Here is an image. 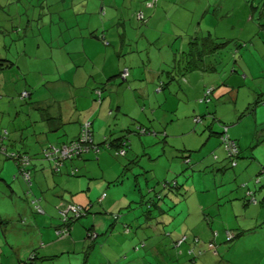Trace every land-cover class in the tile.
<instances>
[{"label": "crops", "instance_id": "obj_1", "mask_svg": "<svg viewBox=\"0 0 264 264\" xmlns=\"http://www.w3.org/2000/svg\"><path fill=\"white\" fill-rule=\"evenodd\" d=\"M146 1L135 0L126 8L125 15H114L120 6L118 0H0V48L4 49L0 59L13 64L0 69V99H7L0 104V182L8 184L7 195L0 188V199L14 203L13 215H0V231L8 244L10 234L21 232V223L30 225L32 240L40 246L31 243L27 252L38 254L40 249L38 255L45 258L42 262L121 264L116 255L109 257L102 252L104 241L100 246L92 245L88 231L105 229L111 220L108 212H115L123 198L134 193V189L128 193L130 188L144 192L155 180L184 172L185 166L174 150L200 148L201 155L193 157V163L200 165L206 163L205 154L222 153L217 139L209 134L210 128L219 130L215 123L225 120L228 111L237 106L242 78L228 72L230 66L221 62V51L214 57L203 55L201 60L194 56L195 63L200 65L191 70L181 69L187 60L182 54L190 49L188 42L192 36L207 32L217 36L207 25L213 22L224 28L223 18L208 19L202 0H154V6L150 2L148 8ZM242 12L240 4V15ZM240 22L242 32L254 36L258 33L246 20ZM113 26L115 34L110 33ZM252 48L251 57L260 62L264 43L255 38ZM223 53L226 55L227 51ZM124 70L126 75L122 77ZM205 88H213L206 104L199 101ZM242 97L244 110L248 109L247 114L261 123L254 128L252 141L243 135L250 132L245 125L237 140L231 137L242 151L234 172L229 176L210 174L198 178L195 185L204 191L187 199V205L193 209L192 217L189 215V223L179 229L193 234L211 224L216 225L219 236L225 228H258L260 232L242 237L232 253L219 251L224 264H247L248 258L252 264H264V206H245L239 188L246 184L255 190L254 180L264 169L254 155L255 148L264 149V105L249 110L253 96L245 90ZM222 102L234 106L219 110L216 105ZM196 116L203 117L201 123H193ZM239 116H234L232 122L235 133L236 125H243ZM82 124L90 127L93 142L100 145L99 152L65 162L60 172L54 173L51 164L41 160V151L74 140ZM139 128L146 130V134L138 135ZM148 134L150 137L142 138ZM123 138L129 146L125 156H114V145L107 150L102 146L104 141L114 144ZM176 138H181L177 146L170 143ZM155 142L157 149L151 150ZM11 153L33 158L30 192L16 176L14 162L4 155ZM140 156L148 174L133 182L122 173L123 165ZM73 168L78 177L69 176ZM135 171L134 168L132 172ZM256 189L254 195L258 200L260 190ZM134 195H138L137 191ZM33 198H40L44 214L36 215L30 209L28 202ZM63 202L90 206L92 213L103 215L97 217L96 213L93 219L89 217L73 225L69 235L59 237L55 233L59 220L56 224V220L48 219L57 215L56 207ZM202 209L204 216L200 220L197 212ZM121 237L113 236L115 246ZM128 251L125 248L123 254L129 255ZM72 254L76 257L72 258ZM7 257L0 242V264H7ZM13 260L19 263L22 259Z\"/></svg>", "mask_w": 264, "mask_h": 264}, {"label": "trees", "instance_id": "obj_2", "mask_svg": "<svg viewBox=\"0 0 264 264\" xmlns=\"http://www.w3.org/2000/svg\"><path fill=\"white\" fill-rule=\"evenodd\" d=\"M144 2L146 0H143ZM149 2V3H147ZM150 2L155 4L154 0L146 1L145 6L147 7ZM148 8V7H147ZM153 8V7H152ZM252 13L251 16L247 19L253 23L255 26L256 37L264 43V7L262 12L259 14L258 22L255 24L253 22L255 15V8L251 6ZM240 13V10H239ZM211 16H214L211 15ZM218 16V15H217ZM215 16L216 20L222 19L220 16ZM246 19V21H247ZM240 21V17H237V24ZM259 29V30H258ZM262 33V35H260ZM188 42V47L190 48L184 52L183 57H187L185 61V66L181 69L186 71L188 69H195L198 63H195V58L211 54L213 57L216 53L220 52L221 47H223L226 42L218 41V37H213L209 32L202 35L192 36ZM244 47L242 52L239 53L237 50L231 53L232 58L235 59L233 62L234 66L231 67V72L233 74H238L241 78V88L249 92L253 96L251 101L250 109L254 108L258 104L264 105V49H262L260 62L258 59H253L250 53L253 51L252 43H243ZM243 59H242V58ZM191 64L195 66H191ZM12 62L8 60H0V69L8 68L12 66ZM213 88H205L202 92L199 101L201 103H207L210 100V95ZM207 90H210V94L204 97ZM98 98L100 101L101 93L100 91ZM25 93V92H24ZM21 94L23 99L25 96ZM26 94V93H25ZM204 98V99H203ZM202 100V101H201ZM212 117V116H210ZM213 118V117H212ZM195 119V120H194ZM192 119L194 124L201 123L203 117L196 116ZM214 121V119H213ZM219 130L212 131L210 126V135L217 139L219 146L221 148V154L211 152L205 154L207 158L204 165L193 163V157H197L198 154L201 155L200 148L197 149H177L174 150L177 157L182 160L183 165L185 166L184 172L174 175L171 178H165L164 180H155L151 188H144V192H139L138 188H130L128 193H134L137 191V196L133 194L127 195L121 201V205L116 208L115 212H108L110 216V221L107 222V226L103 231H88V237L93 242L92 245L100 246V243L107 240L108 238H113L114 235H121L123 241L118 247V252L116 258L122 264L124 261H127L129 264H224L225 261L221 260V255L218 242L221 240L220 235L225 233L227 236V242H233L236 244L242 237H247L251 233L260 232V229L248 230L243 228H225L221 234H217L215 231V226L211 227V224H206L203 228H198L193 234H186L185 231H181L179 228L182 224H188L190 217H192L193 209L190 208L189 204L187 205V199L191 195H198L202 193L203 190H199V187H196L198 178H202L205 175H218L219 176H229L231 172L235 170L237 162L242 159L241 148L239 147L236 140H233L229 137L227 132V126L221 122L215 123ZM138 135L146 134V130L139 128L137 131ZM120 140L114 144L108 141H104L102 146L106 149H110L113 145V154L117 156L116 153L120 150H123V155L125 156L126 150L129 147L128 141ZM166 141V140H165ZM163 143V141H161ZM124 144V145H123ZM166 145V144H165ZM49 146V145H48ZM78 148L77 153H70L66 157H61L59 154L53 157L49 156L48 150L52 148ZM100 150V145L93 142L92 133L90 127H86L85 124H82L77 137L65 144H60V146H50L45 148L40 153V158L42 161H46L51 164V169L54 173H59L62 169L65 162H70L82 158V156L89 153H98ZM204 151V150H203ZM204 153V152H203ZM46 154H48L46 156ZM9 160L14 162L16 168V176L23 180L28 188L32 185L31 179V165L33 158L22 154H4ZM46 156V157H45ZM204 156V155H202ZM52 157V158H51ZM118 157H120L118 155ZM142 157L135 158L133 160H127V163L123 165L122 173L126 174L125 176L129 180H140L142 176L148 174V168L141 165ZM192 162V163H191ZM134 168L136 169L135 172ZM264 170V169H262ZM262 170L260 173H262ZM171 175V172H167ZM260 173L255 178V188L260 190V198L257 200L254 193L256 192L253 189L250 190L249 186L242 184L239 188H243L244 195L241 200L244 202L245 206H250L251 204L264 206V183H261ZM69 176L78 177L77 169L73 168L69 172ZM214 176V178H216ZM119 182H123L120 180ZM187 182H191L190 185H187ZM196 182V183H195ZM6 183V182H5ZM132 183V182H131ZM8 185V184H5ZM254 185V184H253ZM191 188V191L189 190ZM194 189L195 191H193ZM233 190V189H229ZM233 192V191H232ZM256 198V199H255ZM40 198H33L28 202L30 209L36 215L44 214L43 209L39 205ZM100 202V200H99ZM72 207L76 209V212H72L68 208ZM57 215L59 217V225L55 229V233L59 237H64L70 234V231L75 224H79L82 220H85L89 217L93 219L96 214L97 217L103 215L101 212H91L90 206H80L71 204L68 202H63L61 205L56 207ZM190 210H192L190 212ZM204 210L197 212L198 218H203ZM237 215H234L235 218ZM24 221V219H21ZM205 221V217H204ZM1 222V220H0ZM93 222L91 223V225ZM235 241V242H234ZM123 242H126L129 248V255L123 254L125 250ZM94 245V246H95ZM132 256V257H131ZM45 258L40 257L36 251L30 253L29 258L19 261V264H40ZM214 262L212 263V261ZM211 262V263H210ZM110 263V262H109Z\"/></svg>", "mask_w": 264, "mask_h": 264}, {"label": "rangeland", "instance_id": "obj_3", "mask_svg": "<svg viewBox=\"0 0 264 264\" xmlns=\"http://www.w3.org/2000/svg\"><path fill=\"white\" fill-rule=\"evenodd\" d=\"M98 1H101V0H98ZM134 1L135 0H125V2H123L122 0H118V3L120 6H118V10H116V11L114 10L113 14L115 15L117 13L118 15H121V14L125 15L127 12L126 8L131 3H133ZM202 1L205 3L204 9L207 8L206 14H209V16H210L208 19H210L211 15H213V14H214V16L218 15V16L223 18L222 23L225 26L224 28H221L218 25L212 24L213 22L207 26H209L212 29V33L218 34L216 37H218L217 39L219 42H221V41L226 42V44L223 47H221V49H220L221 50L220 59H221V62H223V64L229 63V66L231 68L234 66L233 62L235 61V59L232 58L231 53H233V51H235V50H237L238 52L240 51L239 53H241L243 50L242 48H244V47H241V46H243L242 45L243 43H245V44L253 43V41H255V38L259 37V36L256 37V35L254 36L253 33L242 32V30L240 29L239 23H241L240 21H242V23H243L244 20H246L248 17L251 16V13H252L251 6H253L255 8V15H254L253 22L255 24H257L259 14H260V12H262L263 7H264V0H213V1L212 0H202ZM137 3L135 5H137ZM207 4H209V8H208ZM240 4H241V8L243 10L241 15L239 13ZM68 8H69V2H68ZM136 13H138V11ZM238 15H240V21H239L238 26H237L236 21H237ZM205 19H207V18H205ZM195 23H196V20H195ZM247 23L250 24L249 25L250 27H252V26L254 27L253 23L249 22L248 19H247ZM115 31H116L115 26L110 28V33L115 34ZM262 32H264V31L262 30ZM260 35H262V33ZM0 51L4 52V49L0 48ZM223 51H227V54L224 55ZM0 58H3V56L0 55ZM230 71H231V69H228V72H230ZM219 84H221V82H219ZM220 86H222V85H220ZM244 93H245V89H240L239 101H238L237 106L233 107L231 112L228 111V113H227L228 116L225 117V120H222L221 122L224 123V125L228 127L229 137H233L235 139H236L237 134L238 135L241 134V130H242L243 126L244 125L247 126L248 127V128L246 127L247 131H250V132L243 134V135L248 136V138H246L247 141H252L253 130L261 122L260 121H254L253 118L250 117L249 114H247L248 109L244 110V108H246L245 102L243 103L244 98L242 97ZM4 101H7V99L6 98L0 99V102H1L0 104H2ZM231 104L232 103L226 104V103L222 102L216 106L219 108V110H228L229 107L234 106ZM212 105H213V103H212ZM236 115L237 116L240 115L239 117H241L242 121H243V125H241L240 127L237 128V125H236L237 133H235V131H233L235 126H233V124H232L234 119H236V118H234V116H236ZM145 137H150V135L148 134L146 136H143L142 138H145ZM151 137L153 138L154 136H151ZM180 141H181V138H176V140H174V141L171 140L170 143H173L174 145L177 146ZM199 143H201L200 145H202L203 141H200ZM216 143H218V141H216ZM155 144H156V142L152 144V146L150 147L151 150L156 148ZM195 146L200 147L197 144H195ZM160 147H161V144H160ZM105 150H107V149L105 148ZM254 155H256L258 157V158H256L257 161H260V162L262 161L261 163H263V165H264V149L263 148H255L254 149ZM255 164H257V163H255ZM258 168H259V166L257 167V170H258ZM259 177H260V180L264 179V170H262V173H260ZM125 182L126 181H124V183ZM144 184H145V181H144ZM0 188L2 190L1 193L4 195H7L6 192L8 190V186L4 185L3 183L0 182ZM241 190H242V193L244 194L245 189L243 190V188L241 187ZM13 204L14 203H12L11 200H8V199L5 200L2 198L0 199V215L3 218H8V217H10V215L14 214L13 213L14 212ZM51 217H53V218H49L48 220L49 221H52V220L55 221L56 220V224H57V221L59 220L58 216L55 215V217H54V215H51ZM103 217H107V216H103ZM15 224H16V222H15ZM21 225L22 226L19 225L21 232L16 233V235H12V234L9 235L8 244L3 239V235L0 231V236H1L0 242H3L5 256L8 255V257L5 258V260H8L7 264H19L18 261H14L13 259H19V258H21L22 260L28 259L30 254L27 252V250L31 246V243H33L34 246H37V248H39L38 245L40 246V244L36 240H32V234L29 233V232H31V228L29 227L30 225L26 226V223H21ZM0 228H1V226H0ZM218 231H219V229H218ZM220 239L221 240L218 242L219 250L220 251L222 250V252H225L226 254L232 253L234 250L235 244L233 242H227V236L225 233H222V235H220ZM122 241H123V239L119 238V240L115 246L113 238L112 239L108 238L107 240L105 239L104 240L105 249L102 252L107 253V256H109V257L115 256L118 253V247H119L118 245H120L122 243ZM123 245H124V248H128V245L126 242H123ZM37 251H38V254L40 255L41 250L38 249ZM64 255H65L64 257H67V254H64ZM219 255H221V253ZM68 257H70V256H68ZM71 257L73 258L76 256L74 254H72ZM67 259L68 258L64 259L65 262L68 261ZM246 263L252 264V259L248 258ZM40 264H64V261L63 260L62 261L60 260L59 262L58 261L57 262L45 261V262H41ZM234 264H235V262H234Z\"/></svg>", "mask_w": 264, "mask_h": 264}, {"label": "built area", "instance_id": "obj_4", "mask_svg": "<svg viewBox=\"0 0 264 264\" xmlns=\"http://www.w3.org/2000/svg\"><path fill=\"white\" fill-rule=\"evenodd\" d=\"M126 75V70H124L123 71V73H122V77H124ZM210 90H207L206 91V93H205V95H204V97H206L207 95H209L210 94ZM98 95H99V93H98ZM23 96H26V94L24 93L23 94ZM204 99V98H203ZM202 101V100H201ZM195 120V119H194ZM85 126L86 127H88L87 126V124H85ZM124 145V144H123ZM78 148H75V147H73V148H67V147H65V146H63V147H61V148H52V149H50V150H48V152H49V156H52L53 155V157L54 156H56L57 154H59L61 157H66V156H68L70 153H74V152H78V151H76ZM124 153H123V150H120V151H118L117 153H116V155L118 156H121V155H123ZM48 154H46V156H47ZM45 156V157H46ZM52 158V157H51ZM69 210H71L72 212H76V209L75 208H72V207H69L68 208Z\"/></svg>", "mask_w": 264, "mask_h": 264}, {"label": "clouds", "instance_id": "obj_5", "mask_svg": "<svg viewBox=\"0 0 264 264\" xmlns=\"http://www.w3.org/2000/svg\"><path fill=\"white\" fill-rule=\"evenodd\" d=\"M121 76H122V73H121Z\"/></svg>", "mask_w": 264, "mask_h": 264}]
</instances>
